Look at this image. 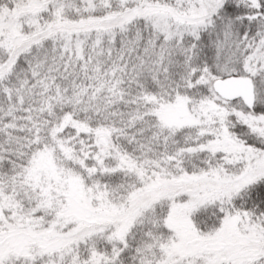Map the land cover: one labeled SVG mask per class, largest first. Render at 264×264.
<instances>
[{"label": "snow or ice", "instance_id": "6c2138e0", "mask_svg": "<svg viewBox=\"0 0 264 264\" xmlns=\"http://www.w3.org/2000/svg\"><path fill=\"white\" fill-rule=\"evenodd\" d=\"M0 264H264V0H0Z\"/></svg>", "mask_w": 264, "mask_h": 264}]
</instances>
